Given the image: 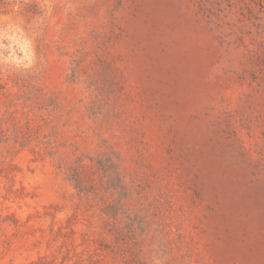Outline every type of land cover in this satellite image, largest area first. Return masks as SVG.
<instances>
[{
    "label": "rangeland",
    "instance_id": "374dc122",
    "mask_svg": "<svg viewBox=\"0 0 264 264\" xmlns=\"http://www.w3.org/2000/svg\"><path fill=\"white\" fill-rule=\"evenodd\" d=\"M0 264H264V0H0Z\"/></svg>",
    "mask_w": 264,
    "mask_h": 264
},
{
    "label": "clouds",
    "instance_id": "9594fccd",
    "mask_svg": "<svg viewBox=\"0 0 264 264\" xmlns=\"http://www.w3.org/2000/svg\"><path fill=\"white\" fill-rule=\"evenodd\" d=\"M9 31L11 32V35H5L4 38L11 42L6 46L10 49L9 56L11 61L15 63L17 66L22 65L25 68L29 67L32 64V56H33V53L29 47V42L21 41V37L16 35V33L19 32V29L15 28L14 26L10 25ZM13 44H15L17 48L13 49L12 48ZM17 50L20 53H22V55L17 56L16 55Z\"/></svg>",
    "mask_w": 264,
    "mask_h": 264
}]
</instances>
